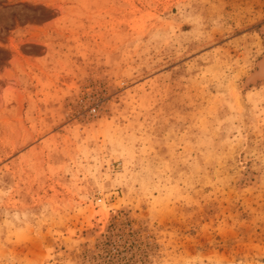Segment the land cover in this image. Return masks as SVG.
Instances as JSON below:
<instances>
[{
  "label": "rangeland",
  "instance_id": "obj_1",
  "mask_svg": "<svg viewBox=\"0 0 264 264\" xmlns=\"http://www.w3.org/2000/svg\"><path fill=\"white\" fill-rule=\"evenodd\" d=\"M263 59L264 0H0V264H264Z\"/></svg>",
  "mask_w": 264,
  "mask_h": 264
},
{
  "label": "bare ground",
  "instance_id": "obj_2",
  "mask_svg": "<svg viewBox=\"0 0 264 264\" xmlns=\"http://www.w3.org/2000/svg\"><path fill=\"white\" fill-rule=\"evenodd\" d=\"M261 70L264 71V61L263 60L261 62H259L258 71H256L255 76H256L257 72L259 73V71H261ZM251 77H254V76H251ZM246 81L248 82L249 80L246 79ZM95 233H96V231L94 229H91V230L88 231V236L93 237L95 235Z\"/></svg>",
  "mask_w": 264,
  "mask_h": 264
},
{
  "label": "water",
  "instance_id": "obj_3",
  "mask_svg": "<svg viewBox=\"0 0 264 264\" xmlns=\"http://www.w3.org/2000/svg\"><path fill=\"white\" fill-rule=\"evenodd\" d=\"M263 61H264V59H263ZM256 76L263 78L264 77V71L261 70V71H259V73L257 72Z\"/></svg>",
  "mask_w": 264,
  "mask_h": 264
}]
</instances>
